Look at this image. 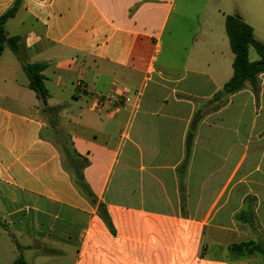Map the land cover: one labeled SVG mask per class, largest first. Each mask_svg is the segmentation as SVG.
<instances>
[{
  "label": "crops",
  "instance_id": "1",
  "mask_svg": "<svg viewBox=\"0 0 264 264\" xmlns=\"http://www.w3.org/2000/svg\"><path fill=\"white\" fill-rule=\"evenodd\" d=\"M16 2L6 33L22 38L28 62L48 65L57 111L5 50L0 264H264L233 250H264V74L258 94L247 84L215 99L233 74L219 81L209 62L181 78L160 68L175 0H0V17ZM254 2L264 18V0ZM79 83L128 89L129 102L98 108Z\"/></svg>",
  "mask_w": 264,
  "mask_h": 264
},
{
  "label": "rangeland",
  "instance_id": "2",
  "mask_svg": "<svg viewBox=\"0 0 264 264\" xmlns=\"http://www.w3.org/2000/svg\"><path fill=\"white\" fill-rule=\"evenodd\" d=\"M254 1L175 0V11L161 35L163 47L158 57V66L173 69L174 76L181 78L187 69L200 66L203 68L204 64L209 62L211 64L209 72L217 80L224 82L233 74L232 64L235 58L226 33V16L243 18L253 27L256 38L264 43V18L255 10L257 5L253 7ZM18 21L17 19L9 22L7 26L9 34L16 32ZM7 57L15 59L9 48H6L2 59ZM250 60L253 62L260 60L254 48H250ZM114 124L113 133L118 136L120 126ZM64 148L65 145H62V149L66 150ZM64 159L70 166L69 154L64 153ZM71 170L74 181L84 191L85 187L80 179L83 171Z\"/></svg>",
  "mask_w": 264,
  "mask_h": 264
},
{
  "label": "trees",
  "instance_id": "3",
  "mask_svg": "<svg viewBox=\"0 0 264 264\" xmlns=\"http://www.w3.org/2000/svg\"><path fill=\"white\" fill-rule=\"evenodd\" d=\"M19 6V3L16 2L0 17V56L6 48H9L22 64L23 70L29 79V88L36 93L44 110L46 112L57 111V109L48 108V99L50 95L45 84L46 77L44 75L48 65L44 63L28 62V49L23 43L22 38L19 36L8 37L6 33V24L9 20L15 18ZM225 28L231 50L235 55L232 65L233 76L216 95L215 99L234 95L243 90L247 84L258 94L260 88L259 77L264 74V43L256 38L253 27L246 23L240 16H226ZM250 48L255 49L260 56V60L256 62L250 60ZM70 155L71 154H69V156ZM80 179L85 187L84 191L87 193L88 197H90L89 186L86 184L82 174L80 175ZM92 201L94 203L96 202L95 199H92ZM99 214L107 227L112 229L111 218L104 205L99 206ZM244 249H248L249 253L258 251L264 255V250H260L258 246L251 247L250 244H243L233 247V250L239 253H242ZM16 264L26 263L22 260H18Z\"/></svg>",
  "mask_w": 264,
  "mask_h": 264
},
{
  "label": "built area",
  "instance_id": "4",
  "mask_svg": "<svg viewBox=\"0 0 264 264\" xmlns=\"http://www.w3.org/2000/svg\"><path fill=\"white\" fill-rule=\"evenodd\" d=\"M78 88L83 93H92L98 108L108 106L111 110L116 111L129 102L128 89H114L110 93L104 94L93 91V89L85 83H79Z\"/></svg>",
  "mask_w": 264,
  "mask_h": 264
}]
</instances>
